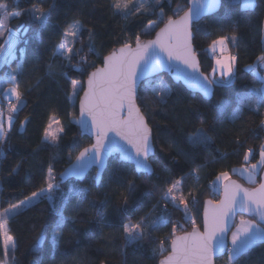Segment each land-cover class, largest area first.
<instances>
[{
    "label": "trees",
    "instance_id": "1",
    "mask_svg": "<svg viewBox=\"0 0 264 264\" xmlns=\"http://www.w3.org/2000/svg\"><path fill=\"white\" fill-rule=\"evenodd\" d=\"M188 1L171 0L169 3V0H160V4L153 7L155 0H134L137 5L144 3L150 11L125 18L110 7L112 0H0V3L8 5L10 14L16 11L24 13L20 17L10 15L9 28L15 31L20 25H31L26 59L0 64L2 78L11 69L17 68L18 62L23 63V72L17 80L21 91L26 90L25 103L14 116L13 127L6 132V141L0 144L4 152L0 158V212L40 187H46L44 180L49 167L58 184L54 206L46 198L35 199L30 206L8 220V230L14 237L15 248H9L5 255L3 238L0 237V262L158 264L168 254L173 226H176V235L188 232V229H182V214L167 206L168 201L162 198L164 191L171 186L170 182L181 180L185 202L189 206L195 205L193 216L200 226L204 201L219 200V193L214 191L217 176L221 172H228L231 179L239 180L237 175L232 174L234 169L258 163L260 145L264 143V130L259 127L260 121L264 120V102L258 110L245 103L235 121L231 116L238 106L237 93H247L261 86L258 76L246 70V66L255 64L263 52L264 0H255V7L250 8H244L242 0H222L219 13L193 26V46L202 73L211 78L214 60L207 49L212 41L227 37L228 54L237 57L232 83L226 87L214 85L213 97L206 101L173 84L168 76L161 75L159 77L171 89L163 103L150 89L145 91L141 85L137 104L152 129L155 148L151 164L153 174L137 175L132 166L121 163L115 157L110 159L97 187L93 181L94 173L81 184L75 181L61 184L59 180L60 173L79 152L91 145L90 139L81 137L75 123L78 120L79 97L75 105L67 99L71 92L70 81L84 84L87 73L95 70L84 65L86 72L77 71L79 56H74L71 61L52 56L63 28L73 19H80L84 24L83 34L73 46L80 48L83 45L81 55H87L91 64L101 66L103 56L114 48L118 49L125 40L131 39L134 46L135 34L141 33L143 41L152 39L163 26V23H159L161 7L166 19L172 15L170 8L174 9L177 4L187 8ZM37 2L46 9L55 3L49 23L40 29L39 35V26L33 23L28 12ZM149 20L157 22L158 27L155 31L142 33ZM88 29L95 33L92 38L95 53L91 54L87 48ZM233 35L236 36L235 41L231 39ZM69 40L71 42L72 38ZM23 46L21 43L17 48ZM257 71L259 76L264 75L260 68ZM215 78L229 79L217 75ZM220 100L227 101L228 106L217 115L215 105ZM0 105L3 107L2 102ZM26 116L29 121L20 134L19 128ZM49 117L58 119L65 129L56 146L41 143ZM200 128L211 137V144L192 145L188 142V136ZM237 137L240 143H237ZM249 148L253 149V153L245 161L244 155ZM18 166V171L14 173L13 169ZM129 181L135 185L131 190L128 188ZM209 184L212 186L209 187ZM77 189L88 191L77 193ZM125 198L128 200L127 210ZM93 200L95 207L90 203ZM104 200L107 203L102 204ZM164 203L165 211L161 207ZM153 205L158 207L153 208ZM61 213L75 219L66 222L62 238L54 247L51 225ZM146 214H150L152 220L161 219L157 226L148 229L143 240L127 244L122 225L136 223ZM45 228L47 233L43 246L34 249V242ZM215 264H264V244L254 245L232 263L225 256Z\"/></svg>",
    "mask_w": 264,
    "mask_h": 264
},
{
    "label": "snow or ice",
    "instance_id": "2",
    "mask_svg": "<svg viewBox=\"0 0 264 264\" xmlns=\"http://www.w3.org/2000/svg\"><path fill=\"white\" fill-rule=\"evenodd\" d=\"M171 3V0H169ZM246 6L255 7L254 0H245ZM160 0H155V5H159ZM55 3L46 9L41 3H33L28 10L33 23L40 29L46 27L50 20L51 9ZM220 6V0H190L187 8L177 4L170 11L165 19L163 7L159 11V23L163 27L156 31L155 39L143 41L141 33L135 34L133 47L132 40H125L121 46L103 56V66H95L87 60V55H81L83 45L80 48L74 47L75 41L83 34L84 24L80 19H73L71 23L63 28L60 42L55 45L52 56L65 58L71 61L74 56L80 57V64L76 66L77 71L84 73V65L94 67V71L87 73L86 87L84 84L71 80V92L67 95L69 101L80 99V119L75 121L83 129L93 131L95 142L90 147H85L75 157V163L70 164L66 172L60 173L61 179L71 174L77 177L82 176L92 165L98 169L96 180L100 179V169L103 168L106 156L112 153H120L121 161H133L135 170L138 172H151L152 161L155 157L152 129L145 118L144 112L137 105L136 101L140 96L141 85L145 91H151L157 95L159 102L163 103L170 94L171 89L159 77L162 70L174 71L177 77L186 80L198 87L205 97L212 95V87L219 85L226 87L232 83L234 67L237 61L236 56L225 57L223 60L216 59V65L220 70L221 77H229L227 80H217L215 73L217 68H213V78H209L200 72L197 54L193 46V23L199 20L206 12H211ZM110 7L114 11L122 13L125 18L137 13H147L150 11L144 3L138 5L134 0H112ZM8 5L0 3V64H8L11 60L24 61L28 54L30 39L28 33L31 25H20L13 31L8 27L9 17H20L24 13L16 11L9 13ZM158 27L157 22L152 20L142 29V33L155 31ZM95 35L92 29H88V53H95L92 38ZM69 38H72L71 42ZM227 37H220L210 45L209 51L215 52L216 45H220L221 51ZM236 40V36L231 38ZM23 47L17 48L18 44ZM17 52L19 55L17 56ZM178 62V63H177ZM258 68H264V52L256 60L255 64L246 66V70L258 76ZM23 72V63H19L17 68L11 69L5 81L10 87L5 90L7 99V128L13 127L14 114L20 106L25 103V91H21L17 77ZM150 76H156V83L153 85ZM262 84L258 89H251L247 93H237L238 106L233 111L231 119L235 121L239 117L241 107L245 103L249 107L258 110L259 105L264 102V77H258ZM83 91V96L80 92ZM14 98V99H13ZM228 106L227 101L220 100L216 103L217 115L223 113ZM145 107L147 105L145 104ZM29 121L25 117L21 122V127ZM55 125V127H54ZM259 127L264 130V120L260 121ZM65 132L60 121L55 117H49L48 123L43 129L42 144L55 146ZM112 134V135H110ZM118 138V139H117ZM6 141L5 112L0 108V144ZM188 142L192 145H209L212 143L211 137L203 129H196L188 136ZM237 143H240L237 137ZM253 153L249 148L244 155L247 161ZM71 155V153H69ZM4 156L3 149L0 148V157ZM259 164L264 165V144L260 145ZM18 168L13 169L17 172ZM257 164H252L251 169H244L248 173L249 181H253ZM196 170L194 169L193 172ZM228 181L222 185L223 198L218 204L207 201L204 208L203 230L195 222L192 223V231L185 232L183 235H176V226H173L171 233V251L160 264H214V257L218 252L227 250L230 262L246 254L256 244H264V226L257 223L256 219H241L236 225V230L231 234V247L225 245V233L230 231L229 219L236 214L237 207L242 211L254 214L260 221L264 222V182L258 188L252 190L242 188L235 181H231L228 172H221L217 180ZM44 183L46 187H40L30 195L25 196L15 204H10L0 212V237L3 238L5 255L9 248H15L14 237L9 234L8 220L9 215H16L22 209L30 206L35 199H48L55 205V193L58 189L56 177L52 174L49 167L48 174ZM170 187L164 191L162 198L166 201L185 203V197L179 192L181 180H172ZM135 187L134 182H128L129 190ZM87 189H77V193L86 192ZM95 207L96 202L90 201ZM107 203L106 200L101 201ZM125 210H127L128 200L124 199ZM158 205H153V208ZM187 216V211L185 212ZM75 218L65 217L62 213L51 225V242L55 247L62 238V233L66 222ZM161 218L152 220L150 214H146L136 223L122 225L124 239L127 244H135L143 240L148 234L150 227L157 226ZM47 228L42 229L37 240L34 242V249L41 248L46 239ZM3 264V262H0Z\"/></svg>",
    "mask_w": 264,
    "mask_h": 264
},
{
    "label": "water",
    "instance_id": "3",
    "mask_svg": "<svg viewBox=\"0 0 264 264\" xmlns=\"http://www.w3.org/2000/svg\"><path fill=\"white\" fill-rule=\"evenodd\" d=\"M189 4H190V0L188 1L187 7L189 6ZM221 6H222V0H220V6H219L218 8L214 9V10L211 11V12H206V13H204V14L201 16V18H200L199 20L194 21L193 26L196 25V24H198V23H200L202 20H204V19H206V18H209V17H212V16H214L215 14L219 13V11H220V9H221ZM163 26H164V25H163ZM163 26H162V27H163ZM192 28H193V27H192ZM157 31H159V30H157ZM155 34H156V33H155ZM155 34H154V36H153L152 39H155ZM152 39H150V40H152ZM134 46H135V45H134ZM134 46H133V47H134ZM263 52H264V48H263ZM197 60H198V58H197ZM198 62H199V60H198ZM177 63H178V62H177ZM102 66H103V63H102V65H101V67H102ZM199 69H200V72H202V71H201V68H200V65H199ZM260 69H261V71H264V68H260ZM161 75H166V76H168V77L170 78V80L172 81L173 84L182 86V87H183L187 92H189L190 94L200 96V97H202V98H203L204 100H206V101H210V100L212 99V97H213L214 86L212 87V95H211L210 97H205L204 94H203V92H202L198 87H196L194 84H192V83H190V82H188V81H186V80H183V79L178 78V77H177V74H176L174 71L170 72V71H168V70L165 69V70L160 71L159 76H161ZM154 78H156V76H150V77H149V79H154ZM86 80H87V79H86ZM86 80H85V82H84V86H85V87H86ZM82 96H83V92H82V94H81V97H82ZM136 103H137V101H136ZM137 105H138V104H137ZM79 106H80V99H79L78 104H77V109H78V120L80 119V110H79ZM24 126H25V125H24ZM78 129H79V132H80L81 137H86V138L90 139V140H91V144H93V143L95 142V134H94L93 131H90V130H88V129H83L79 124H78ZM23 130H24V127H21V126H20V128H19V133L21 134V133L23 132ZM110 135H112V134H110ZM152 135H153V134H152ZM117 139H118V138H117ZM89 147H90V146H89ZM119 156H120V153L117 152V153H112L111 155L105 157L103 168L100 169V179H99V181L96 180V176H97V171H98V169H97V167H96L95 165L90 166V167L85 171V173H84L82 176H80V177H77V176H75V175L68 174V175H66L63 179H61V177L59 176V180H60L61 184L67 183V182H69V181H75V182L81 184V183H83V182L85 181V179H86L90 174L94 173L93 181H94V183H95V186L97 187V186H99V184L101 183V180H102L103 175H104V173H105V171H106V169H107V166H108V163H109L110 159L115 158V157L118 158V160H119L121 163L132 166V167L134 168L135 173H136L137 175H148V176H150V175L153 174V168H152V171H151V172H138V171H136V170H135V163H134L133 161H121V160L119 159ZM75 162H76V161H75V159H74L73 162H72L71 164H74ZM151 167H152V166H151ZM68 168H69V166H68L63 172H66V170H67ZM230 180H231V181H235V182H236L237 184H239L242 188H246V189H249V190H252V189H254V188H258V187H259V184H260L261 182H264V168H263V170H262V172H261V174H260V176H259V182H258V184H257L256 186H254V187L246 186V185L242 184L240 181H238L237 179H230ZM227 182H228V181H226L225 183H227ZM222 198H223V190H222V186H221V187H220V193H219V200H218L217 202H214V203L218 204L219 201H220ZM207 201H211V200H205L204 203H203V206H202V212H201V225H200L201 231L203 230L202 225H203L204 208H205V206H206V202H207ZM239 218H245V219H256V220H257V223H261L262 226H264V222H260V221L254 216V214L249 213V212L242 211V210L239 208V206H238V207H237V210H236V214H235L233 217H231V218L229 219V227H230L231 230L225 233V241H224V242H225L226 248L229 247V237H230L232 231L235 229L236 222H237V220H238ZM191 231H192V230H190L189 232H191ZM181 235H183V234H181ZM44 242H45V241H44ZM43 244H44V243H43ZM170 251H171V242H170V245H169V249H168V254H167V255H169ZM167 255H166V256H167ZM226 255H227V250H226V249H225L224 251H222V252H218V253L215 255V257H214V264H215V262H216L217 260H219V259H221V258H224ZM166 256H165V257H166ZM165 257H164V258H165ZM164 258H163V259H164ZM163 259H161V260H163ZM161 260H160V261H161ZM160 261H159L158 264H160Z\"/></svg>",
    "mask_w": 264,
    "mask_h": 264
},
{
    "label": "rangeland",
    "instance_id": "4",
    "mask_svg": "<svg viewBox=\"0 0 264 264\" xmlns=\"http://www.w3.org/2000/svg\"><path fill=\"white\" fill-rule=\"evenodd\" d=\"M254 2H255V0H254ZM242 6H243L244 8H250V7L246 6L245 0H242ZM9 21H10V17H9ZM9 21H8V27H9ZM263 33H264V31H263ZM221 47H222V46H220V45H216V46H215L216 51H215L214 53L209 51V48H210V47L207 49V51H208L210 57H211L213 60H214V59H217V58L223 60L225 57H230V56H231V55L228 54V52H229V46H228V44H227L226 41H225V47H226V48H223V51H221ZM10 71H11V70H10ZM10 71H9V72H10ZM9 72H8V73H9ZM8 73H7V74H8ZM216 73H217V75L220 76V70H219V68H217ZM210 77L213 78V73H212V75H211ZM225 77H226V76H225ZM258 77H264V75H263V76H259V75H258ZM7 79H8V76H7V75H5L4 77L0 78V94L2 93V94L4 95L5 90L8 89V88L10 87V84L5 82ZM259 80H260V79H259ZM151 81H152V80H151ZM260 81H261V80H260ZM152 83H153V85H155V83H156V79H155V80L153 79ZM261 84H262V82H261ZM260 87H261V86H260ZM150 90H151V89H150ZM82 92H83V91L80 92V96H81V93H82ZM155 95H156V94H155ZM156 96H157V95H156ZM13 99H14V98H13ZM77 100H78V97L75 98L74 102H73V101H70V102H71L72 105H75L76 102H77ZM2 101H3V100H2V98L0 97V104H1ZM23 105H24V104H22V105L20 106L19 110L23 107ZM1 108H3V109H4V112H5V129H6V132H8L9 130H8V128H7V122H6V117H7V104L3 105V107H1ZM19 110H18V111H19ZM18 111H17V112H18ZM17 112H16V113H17ZM16 113L14 114V116L16 115ZM54 127H55V125H54ZM263 144H264V143H263ZM49 145H50V144H49ZM56 145H57V144H56ZM56 145H55V146H56ZM259 159H260V158H259ZM251 166H252V165H250V166H244V167H241V168H236V169L233 170L232 174L237 175V177H238V179L240 180V182L243 183L244 185H246V186H254V185L258 184V182H259L258 178H259V176H260V174H261V172H262V170H263V168H264V165H261V164L257 163V168H259L258 171H257V175H258L257 177H258V178L255 176L253 181H249V179H248V173L245 172L244 169H251ZM229 177H230V175H229ZM230 179H231V178H230ZM239 180H238V181H239ZM225 182H226V181H224L223 179H221V180H219V181L216 180V182H215V184H214V185H215L214 191L220 193V187H221ZM179 192L182 193V186H181V185H180V188H179ZM167 206H171V207H173L174 209L178 210V212H179L180 214H182V216H183V222H184V225L182 226V229H188V232H189L190 230H192V223H193V221L195 222V224H196L198 227H200V226L197 224V221H196L195 217L193 216L194 211H195V205H194V206H189V205L186 204V202H185L184 204H180L178 201H177V202H172V201L168 200V202H167ZM166 209H167V208H166ZM166 209H165V210H166ZM165 210H163V211H165ZM186 211H187V216L185 215V212H186ZM13 216H15V215H11V214H10V215H9V219H10L11 217H13ZM241 219H245V218H239V219L237 220V222H236V225L239 224V221H240ZM245 220H247V219H245ZM235 230H236V227H235V229H234L233 231H235ZM231 234H232V233H231ZM180 235H181V234H180ZM229 247H231V235H230V237H229ZM3 251H4V247H3ZM226 256H228V254H227ZM228 262H229V263H232V262L229 261V258H228Z\"/></svg>",
    "mask_w": 264,
    "mask_h": 264
},
{
    "label": "crops",
    "instance_id": "5",
    "mask_svg": "<svg viewBox=\"0 0 264 264\" xmlns=\"http://www.w3.org/2000/svg\"><path fill=\"white\" fill-rule=\"evenodd\" d=\"M226 42H227V40H226ZM223 48H226L225 45L223 46ZM217 59H219V58H217ZM11 61H12V60H11ZM11 61H10V62H11ZM213 68H218L217 65H216V59H214V67H213ZM212 73H213V71H212ZM212 73H211V75H212ZM215 75H217V73H215ZM217 76H219V75H217ZM220 76H221V75H220ZM1 98H2V100H3V101H2L3 105L7 104V99H6V97H5V94H4V95L2 94V97H1ZM1 107H2V106L0 105V108H1ZM258 169H259V168H257V169H256V172H255V176H256V177L258 176V175H257V171H258ZM257 178H258V177H257Z\"/></svg>",
    "mask_w": 264,
    "mask_h": 264
},
{
    "label": "built area",
    "instance_id": "6",
    "mask_svg": "<svg viewBox=\"0 0 264 264\" xmlns=\"http://www.w3.org/2000/svg\"><path fill=\"white\" fill-rule=\"evenodd\" d=\"M0 158H1V157H0ZM211 186H212V185H211V184H209V187H211ZM161 207H162V209H163V210H165V209H166V203L162 204V206H161Z\"/></svg>",
    "mask_w": 264,
    "mask_h": 264
}]
</instances>
